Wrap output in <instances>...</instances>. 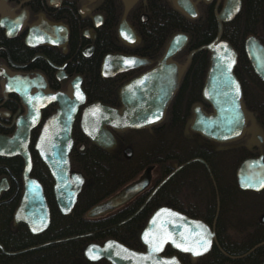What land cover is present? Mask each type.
<instances>
[{
    "label": "flooded vegetation",
    "instance_id": "1",
    "mask_svg": "<svg viewBox=\"0 0 264 264\" xmlns=\"http://www.w3.org/2000/svg\"><path fill=\"white\" fill-rule=\"evenodd\" d=\"M167 1L172 9L178 11L189 21L197 20L204 10L211 13L216 31L214 32V34H212L210 41L191 48L189 46L191 35L187 31L179 30L172 33L167 38L162 52L157 58H151L147 55L137 53V49L139 47H142L143 45V33L141 32V28L150 23V14L145 11L147 10L148 6L147 0H134L129 7H126V3L124 0H0V252L2 254L7 256H14L20 252H26L31 248H39L52 242L65 240V238L46 240L38 242L31 247L27 246L26 242L25 244L27 247L23 248V250L7 249L11 248L14 245L15 240L19 238V236L16 235V231L19 228L23 227L25 230H27L28 234H32L25 223L21 221L16 222L14 217L16 210L20 205L25 189V161L21 155L13 153L14 151L18 150V148H21V145L11 142V138L15 136L17 132L22 131L23 133L29 126L28 116H39L37 124L28 131V150L32 162L29 177L37 179L41 184L49 208L51 221L49 201L45 193V187L40 179L41 172L39 169L41 164H44V162L41 160L38 152L34 147L43 123L48 117L55 116L57 108L59 107L57 101H48L46 103V96L56 93H63L64 95L72 99L73 85L75 82L80 80V88L85 95V102L78 106L77 111L74 115L75 120L72 125L71 136L75 126H77L82 133L79 126V118L80 116H82L83 108L94 101H99H92L88 99L84 90L86 79L82 72L84 70L91 71L95 68L96 65V67L98 68V74L102 79L109 81H116L118 79H121L122 81L117 89L118 103L114 106L106 104L110 107L119 109L121 107L119 99L120 87L139 74L153 68L163 56V53L170 39L177 33L184 34L187 37V43L173 57V60L177 61L180 64L181 68L185 66L180 75L179 84L183 74L186 72L190 64L192 57L200 51H205L208 55V67L205 71L204 80L200 92V98L202 102L194 104L191 108V115L187 125L188 131L202 137L206 141L205 143L208 144L211 148L214 147V154H216L217 151L221 152L222 150L228 148L229 145L238 142H241L242 145L240 146H244V144L250 143L251 150L248 151L247 155H244L242 159L236 164L235 168H233L232 175L228 177L226 176V178L223 177V162L214 160L212 164L203 159V157H194L183 162L172 161L170 163V169L167 170L164 174L156 165L150 164L147 166H152L150 181L148 186L143 191L137 194L126 204L116 208L112 212L100 217L89 219L105 218L126 208L132 210V214H130V216L128 217V219H130L134 214L143 209L155 196L161 195L162 192H160V190L167 189L168 203H162L156 206L152 210V212L155 211L158 207L167 206L172 208L173 210L185 214L188 217L204 221L208 225V227L215 233V239L212 241V246L209 249L210 251L213 246L218 247L216 226L218 212H220L222 209L223 212L225 211V209L223 208V201H225L226 203L227 200H231L232 204H235V202L241 199V196L238 197V194L236 193L238 190H240L243 192H249L254 196L256 195L259 205L264 202L262 201L263 195L261 194V192L264 191V187L259 191L241 190L236 179L237 167L244 159L255 158L262 154L264 162V148L261 146L264 138L260 133L259 128L256 126L257 124L255 123V121L253 122L250 116H248V113L246 129L243 135L237 140L228 142H216L213 140H209L208 138L195 131H192V129L190 128L192 120V110L195 106H201L206 113H209L212 110L211 106L202 98V89L210 65V52L206 49H201L197 52H194L189 59L188 57L192 51L197 50L198 48L212 42L215 39L218 32L216 15L221 12L225 0H190L194 4L197 13L195 17H190L183 14L173 5L172 0ZM241 9L242 0L240 11ZM239 13L232 21L228 23H222V34L223 26L235 21ZM111 19L114 20V27L111 31L112 34L111 32H109L111 28ZM123 22L134 33L129 37V40H132V42L134 43L133 45L124 43L119 37V30ZM250 35L258 38L264 45L261 38H259L257 35L249 34L243 40L242 47L244 54V41ZM221 37L222 39L224 38L223 35ZM236 53L238 59V52L236 51ZM182 54H184V57H180V55ZM106 55L135 56L144 58L149 63L133 70L115 73L111 77H106L102 74V63ZM245 56L253 73L262 82H264V80H262V78L254 71L246 54ZM109 74L111 73H108L106 75ZM177 90L175 91L165 111L164 117L166 116L168 108L172 100L174 99ZM156 125H158V123L146 128H151ZM114 132L116 131H113V134ZM74 148L83 151L85 149V144L77 145L75 144L73 139L71 150ZM126 148L130 147H125L123 149V154L125 155V157H127L124 153V150ZM203 148L208 152V147L205 146ZM210 153L209 155L204 154V156L210 157ZM212 165H215L214 170L212 169ZM146 168L135 179H138L145 172ZM71 171L74 170L71 169ZM53 185L54 180L52 181L51 186L52 198L57 210L59 211L53 192ZM224 193L225 196L223 198ZM106 198H104L103 200H105ZM59 213L61 214L60 211ZM263 215L264 212L256 214L257 220L260 224H264V222L261 221V217ZM203 216L208 218L209 222L204 220ZM22 233L25 235V232ZM32 235L38 237L40 236V233ZM73 237L74 236L66 238L69 239ZM261 243H264V241ZM167 249L172 250L173 252L171 251V253H169L167 252ZM144 250L145 246L142 250L137 251ZM176 253L186 254L191 257V255L188 253H182L180 251L172 249L168 244L165 246L162 255H175L179 259ZM201 256L191 258L194 259ZM231 257L235 258V256ZM262 261L260 262V264L262 263Z\"/></svg>",
    "mask_w": 264,
    "mask_h": 264
},
{
    "label": "trees",
    "instance_id": "2",
    "mask_svg": "<svg viewBox=\"0 0 264 264\" xmlns=\"http://www.w3.org/2000/svg\"><path fill=\"white\" fill-rule=\"evenodd\" d=\"M263 2L264 0H242L239 15L235 21L223 26L222 35L238 52L234 72L241 83L244 107L264 138V82L251 70L242 47L244 38L249 34L257 35L264 43ZM147 3L145 11L150 14V23L141 28L143 45L137 49V53L157 58L167 38L179 30L187 31L191 35V48L210 41L216 31L211 13L205 10L197 20L189 21L172 9L167 0H147ZM110 24L109 32L114 27L113 19ZM180 57H184V54ZM207 67V53H196L180 80L163 120L151 128L114 132L116 147L112 150L92 144L75 126L72 132L74 142L77 145L85 144V149H72L70 164L72 170L84 175L85 183L73 210L66 216L57 210L51 191L53 180L42 163L39 169L40 179L51 210L49 227L38 237L28 234L23 227L19 228L16 231L19 238L7 249L23 250L38 242L75 237L31 248L14 256L0 252V264H110L105 259L90 262L83 255V249L88 243H102L107 238H114L130 248L142 250L144 246L139 240V233L152 210L162 203H168L167 189L160 190L161 195L155 196L130 219L128 217L132 210L129 208L101 219H89L85 213L91 206L138 177L150 164L156 165L164 174L170 169L172 161L183 162L194 157H203L210 163L214 160L223 162L224 178L232 175L236 164L251 150V144L240 146L242 144L238 142L214 154L215 148L206 144L202 137L189 132L187 127L192 106L202 102L200 92ZM82 73L86 79L84 90L89 100H99L110 106L118 103L117 89L121 79H102L96 65L93 70H84ZM205 146L211 152L210 157L204 156L209 155L203 148ZM261 146L264 148V141ZM125 147L132 149L130 158L123 154ZM214 168L215 165H212L213 170ZM236 193L241 199L235 204L231 200L226 203L223 201L225 211L222 209L218 212V247L213 246L207 254L194 259L189 255L176 253L183 264H260L264 258V243H261L264 241V224L258 222L256 214L264 212V202L259 205L257 196L249 192L238 190ZM261 194L264 201V191ZM224 196L225 193L223 198ZM203 218L209 222L208 218ZM169 249L167 252L171 253L172 250Z\"/></svg>",
    "mask_w": 264,
    "mask_h": 264
},
{
    "label": "water",
    "instance_id": "3",
    "mask_svg": "<svg viewBox=\"0 0 264 264\" xmlns=\"http://www.w3.org/2000/svg\"><path fill=\"white\" fill-rule=\"evenodd\" d=\"M124 1L126 7H129L134 0ZM172 2L183 14L196 16L194 4L190 0ZM240 8L241 0H225L221 12L216 15L218 32L215 39L192 51L188 57L189 59L194 52L201 49L210 52V65L202 89V98L212 110L206 113L201 106H195L192 110L190 128L216 142L237 140L246 129L247 111L242 102L241 85L233 72L237 53L230 43L221 37L222 23L232 21ZM133 34L123 22L119 30L122 41L133 45L132 40H129ZM186 43L187 37L184 34H175L153 68L121 86L119 109L100 101H94L83 108L79 126L92 144L111 150L116 146L113 131L143 129L163 119L185 68V66L181 68L173 57ZM244 51L254 71L264 80V45L258 38L250 35L244 41ZM148 63L146 59L135 56L106 55L102 63V74L111 77L115 73L133 70ZM108 73L111 74L106 75ZM48 101H57L59 107L55 116L48 117L43 123L34 147L54 180L53 192L58 209L61 214L68 215L84 184V176L78 171H71L69 162V152L73 145L71 130L74 115L78 106L85 102L80 80L73 85L72 99L63 93H56L47 95L46 103ZM38 120L39 116H28L29 126L25 132L19 131L11 138V142L21 145V148L13 153L21 155L25 161V189L14 217L16 222L25 223L32 234L45 231L50 223V212L43 188L37 179L29 177L32 162L28 150V131ZM124 153L127 157L132 155L130 148H126ZM151 169L152 166L147 167L138 179L91 207L86 216L100 217L126 204L148 186ZM236 179L241 190L262 189L264 187L262 154L244 159L237 167ZM261 221L264 222V215ZM139 237L145 246L144 251L131 249L110 238L102 244H87L83 254L89 261L105 259L110 264H182L175 255H162L167 244L172 249L190 254L191 257H198L209 251L215 233L204 221L188 217L170 207L161 206L149 216ZM261 264H264V259Z\"/></svg>",
    "mask_w": 264,
    "mask_h": 264
},
{
    "label": "snow or ice",
    "instance_id": "4",
    "mask_svg": "<svg viewBox=\"0 0 264 264\" xmlns=\"http://www.w3.org/2000/svg\"><path fill=\"white\" fill-rule=\"evenodd\" d=\"M206 250V249H205Z\"/></svg>",
    "mask_w": 264,
    "mask_h": 264
}]
</instances>
